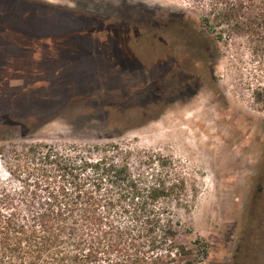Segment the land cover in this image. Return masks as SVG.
I'll list each match as a JSON object with an SVG mask.
<instances>
[{
  "label": "rangeland",
  "instance_id": "obj_1",
  "mask_svg": "<svg viewBox=\"0 0 264 264\" xmlns=\"http://www.w3.org/2000/svg\"><path fill=\"white\" fill-rule=\"evenodd\" d=\"M202 14L195 0H0V193L42 201L71 187L45 174L106 158L149 183L158 170L147 157L160 155L183 187L159 201L171 203L181 242L207 246L202 264L246 263L249 220L264 216V111L238 84L233 44L202 28ZM179 16L205 50L190 99L195 79L150 67L147 32Z\"/></svg>",
  "mask_w": 264,
  "mask_h": 264
},
{
  "label": "trees",
  "instance_id": "obj_2",
  "mask_svg": "<svg viewBox=\"0 0 264 264\" xmlns=\"http://www.w3.org/2000/svg\"><path fill=\"white\" fill-rule=\"evenodd\" d=\"M195 1L203 9L200 26L226 46L233 44L238 84L264 111V0ZM178 20L188 28V38L202 37L191 19ZM206 38L214 47L211 35ZM156 158L158 173L149 183L143 173L106 158L83 161L79 172L64 168L45 174V181L70 179L71 187H54L42 201H15V191L3 190L0 264H202L207 246L200 239L192 247L182 243L171 203H159L183 187L169 183L167 157L150 155L147 161ZM23 189L17 194L36 197ZM174 206L187 209L180 202Z\"/></svg>",
  "mask_w": 264,
  "mask_h": 264
},
{
  "label": "flooded vegetation",
  "instance_id": "obj_3",
  "mask_svg": "<svg viewBox=\"0 0 264 264\" xmlns=\"http://www.w3.org/2000/svg\"><path fill=\"white\" fill-rule=\"evenodd\" d=\"M188 28L185 24L180 23H161L150 29L149 33L152 38L151 46V68L155 72H161L162 76L177 77L182 81L186 79L185 85L188 84V77L193 78L192 90L188 98L196 95L199 88V81L204 77L205 63L200 48L189 41ZM139 59H137L138 61ZM190 85V84H189ZM184 89V87L182 88ZM185 89V91H186ZM264 187L261 185L260 190ZM264 217V216H263ZM255 219L253 216L250 222V234L247 242L246 263L238 264H264V218ZM240 249H237L239 252Z\"/></svg>",
  "mask_w": 264,
  "mask_h": 264
}]
</instances>
